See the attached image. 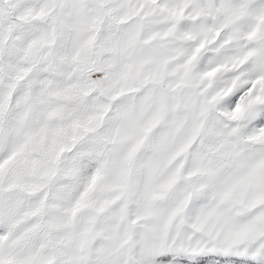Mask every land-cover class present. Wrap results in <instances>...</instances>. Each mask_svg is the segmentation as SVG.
Returning <instances> with one entry per match:
<instances>
[{
	"label": "snow or ice",
	"instance_id": "6c2138e0",
	"mask_svg": "<svg viewBox=\"0 0 264 264\" xmlns=\"http://www.w3.org/2000/svg\"><path fill=\"white\" fill-rule=\"evenodd\" d=\"M0 264H264V0H0Z\"/></svg>",
	"mask_w": 264,
	"mask_h": 264
}]
</instances>
